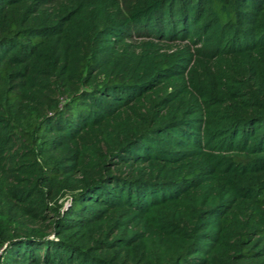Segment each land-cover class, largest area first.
Segmentation results:
<instances>
[{"label":"trees","instance_id":"16d2710c","mask_svg":"<svg viewBox=\"0 0 264 264\" xmlns=\"http://www.w3.org/2000/svg\"><path fill=\"white\" fill-rule=\"evenodd\" d=\"M0 264H264V0H0Z\"/></svg>","mask_w":264,"mask_h":264}]
</instances>
